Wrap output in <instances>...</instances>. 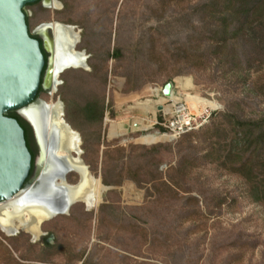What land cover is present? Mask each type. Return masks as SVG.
Listing matches in <instances>:
<instances>
[{
  "label": "rangeland",
  "instance_id": "1",
  "mask_svg": "<svg viewBox=\"0 0 264 264\" xmlns=\"http://www.w3.org/2000/svg\"><path fill=\"white\" fill-rule=\"evenodd\" d=\"M57 1L60 9L27 6L30 25L53 20L75 27V49L85 53L89 68L64 70L53 99L79 133L91 174L117 184L93 210L75 203L44 222L45 234L34 242L25 232L0 230V264H81L85 258V264H264V204L250 196V184L236 170L240 161L225 158L232 132L211 135L214 126H229L223 113L264 116V98L252 86L264 63L246 74L210 54L208 27L193 13L205 0ZM178 78L187 81L186 90L177 87ZM167 83L171 97H156L153 88ZM185 92L217 110L197 130L143 142L164 128L139 106L162 98L170 111L156 118L168 124ZM87 103L103 107L100 121L87 118ZM76 178L67 173L69 183Z\"/></svg>",
  "mask_w": 264,
  "mask_h": 264
},
{
  "label": "water",
  "instance_id": "2",
  "mask_svg": "<svg viewBox=\"0 0 264 264\" xmlns=\"http://www.w3.org/2000/svg\"><path fill=\"white\" fill-rule=\"evenodd\" d=\"M36 1L0 0V203L12 199L22 191L29 197L37 185V178L31 183H26L31 168V154L25 143L23 129L15 118L7 115V112L23 109L37 100V91L41 86V72L45 60L38 41L29 35L25 21V6ZM53 58L52 55L45 78V83H50V92L55 89ZM65 69L68 68L59 70L58 74ZM171 88V83H167L162 88V94L171 97ZM76 133L81 145V137ZM78 149L82 153L81 148ZM68 155L71 159L74 158L72 151H69ZM53 157L62 165L64 173L72 172L77 178L75 183H69L64 175L60 176L56 186L58 192L62 191L66 196L60 201L58 194L56 206L49 203L50 217L69 212V208L77 202L74 188L84 182L90 173L86 164H83L81 171H76L68 158L57 155L55 147ZM96 180L103 188L109 189V186L101 182L99 176ZM85 209L90 210L86 206ZM38 226L40 229L41 223ZM31 241L34 242L35 239L31 237Z\"/></svg>",
  "mask_w": 264,
  "mask_h": 264
},
{
  "label": "trees",
  "instance_id": "3",
  "mask_svg": "<svg viewBox=\"0 0 264 264\" xmlns=\"http://www.w3.org/2000/svg\"><path fill=\"white\" fill-rule=\"evenodd\" d=\"M193 13L199 14L201 22L208 27L210 54L225 57L226 63L245 69L246 74L254 64L258 67L264 63V0H205L194 7ZM259 70L255 67V71ZM252 86L264 98V73L257 75ZM89 104L86 105L87 118L100 121L103 107ZM221 116L229 126L226 129L214 126L211 135L219 134V138H224L232 132L230 142L225 143V158L240 161L236 170L250 184V196L255 202L264 204V116L250 120L232 113ZM101 182L105 186L117 184L103 175ZM44 242L46 248L52 247L46 240ZM176 255L174 251L171 256ZM85 263L86 258L81 264Z\"/></svg>",
  "mask_w": 264,
  "mask_h": 264
},
{
  "label": "bare ground",
  "instance_id": "4",
  "mask_svg": "<svg viewBox=\"0 0 264 264\" xmlns=\"http://www.w3.org/2000/svg\"><path fill=\"white\" fill-rule=\"evenodd\" d=\"M52 8L60 9L61 5L57 0L52 1ZM53 29V62L52 73L55 78V89L50 92V100L44 105L48 115V140L56 148V153L59 156H63L69 159L70 165L81 171L84 168L83 164H86L82 157L81 152L78 149L80 146L79 136L69 123L64 118V112L62 104L58 99H52L56 93L57 86L60 84L58 71L64 68H82L88 70L85 67L87 64V57L82 50H76L75 45L79 42L78 31L72 25L64 24L61 22L51 23ZM66 70V69H65ZM64 71V70H63ZM181 78L175 81L179 83ZM186 90V89H184ZM186 102L200 103L201 107L212 106V102L206 101L198 97L197 95H190L185 92ZM147 100L145 103H147ZM158 101H163L160 98ZM144 104V103H143ZM106 121H109L106 119ZM111 129L114 127V122L110 121ZM164 135H146L141 137L143 142L162 140ZM148 141V140H147ZM72 151L74 158H70L68 152ZM87 165V164H86ZM98 176H93L91 172L87 175V179L82 182L74 191L76 203L84 204L88 209L93 210L102 201L105 188L96 180ZM34 191V190H33ZM39 194V193H38ZM60 201L66 196L62 191L58 192ZM27 197L24 191L15 195L12 199L0 203V230L7 236L17 234L19 231L25 232L33 237L35 240L39 239L44 233L42 231V224L53 217H50V210L48 209L49 203L44 195L38 196L37 193L31 192ZM27 198V199H26ZM41 227L39 229V224Z\"/></svg>",
  "mask_w": 264,
  "mask_h": 264
},
{
  "label": "flooded vegetation",
  "instance_id": "5",
  "mask_svg": "<svg viewBox=\"0 0 264 264\" xmlns=\"http://www.w3.org/2000/svg\"><path fill=\"white\" fill-rule=\"evenodd\" d=\"M52 1L37 0L25 6V21L28 33L38 41L45 65L41 72V86H39L37 91V100H34L23 109L7 112V115L15 118L23 129L25 143L31 154V168L26 183H31L32 180L37 178V185L33 193H37L38 196L44 195L43 197L48 203L56 206L58 205L56 201V197L58 196L56 185L62 175H64L67 181V173L69 172L64 173L62 165L53 157L54 146L48 140L49 123L47 111L44 108V105L50 100L51 86L50 83L49 85L45 83V78L48 62L53 52V29L51 27L53 20L38 22L31 27L29 20L33 16V12L27 9V6H32L36 3H40L44 8H50L52 7ZM41 94L48 95V98H42Z\"/></svg>",
  "mask_w": 264,
  "mask_h": 264
},
{
  "label": "built area",
  "instance_id": "6",
  "mask_svg": "<svg viewBox=\"0 0 264 264\" xmlns=\"http://www.w3.org/2000/svg\"><path fill=\"white\" fill-rule=\"evenodd\" d=\"M184 81V80H183ZM182 80L179 81V85ZM153 92L156 97L162 96V87L153 88ZM177 99L176 97H174ZM178 100V99H177ZM186 101V98H185ZM172 120L166 123H160L157 120L153 125L159 124L163 126V130H155L153 135H164L166 140H172L178 136L199 129L202 127L206 121L210 118L212 110H217L216 107L207 106L201 107L200 103L197 102H184L180 103L175 100L173 104ZM209 109L211 111H209Z\"/></svg>",
  "mask_w": 264,
  "mask_h": 264
},
{
  "label": "crops",
  "instance_id": "7",
  "mask_svg": "<svg viewBox=\"0 0 264 264\" xmlns=\"http://www.w3.org/2000/svg\"><path fill=\"white\" fill-rule=\"evenodd\" d=\"M188 84H187V81L184 79V81H182L179 85V83H177V87L181 88V89H185L187 88ZM159 99L153 101V103H149L150 100L147 102V103H144L142 105L139 106V108L145 112H150L151 115L157 120L156 118V112H160L161 111V114L160 116L164 117L163 115H165V111L166 110H169L170 111V107L169 105L162 108L161 107V104L162 102L164 101H158ZM156 108V110L154 109Z\"/></svg>",
  "mask_w": 264,
  "mask_h": 264
}]
</instances>
